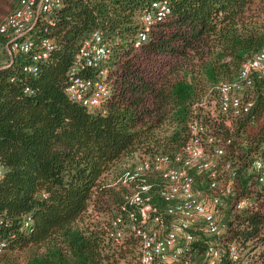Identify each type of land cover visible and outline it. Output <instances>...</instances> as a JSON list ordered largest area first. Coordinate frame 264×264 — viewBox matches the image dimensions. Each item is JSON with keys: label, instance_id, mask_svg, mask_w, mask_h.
Instances as JSON below:
<instances>
[{"label": "trees", "instance_id": "1", "mask_svg": "<svg viewBox=\"0 0 264 264\" xmlns=\"http://www.w3.org/2000/svg\"><path fill=\"white\" fill-rule=\"evenodd\" d=\"M159 1L168 3L169 13L135 47L142 13ZM18 3L0 0V24ZM263 17L264 0H69L51 23H36L29 53L4 66V50L0 264H102L113 257L102 226L84 221L90 206L95 214L112 215L121 204L124 192L106 187V177L123 158L181 150L190 137L193 105L264 51ZM94 31L103 33L111 49L110 91L99 109L88 111L64 89L76 52ZM44 38L53 40V49L32 75L24 68ZM6 43L0 35V47ZM77 75L95 76L89 69ZM255 91L251 114L235 122L247 150L237 149L241 153L232 158L244 168L264 140V82ZM247 183L236 185L237 194L257 207L233 215L227 241L252 242L247 248L253 249L264 247V198ZM26 218L30 223L24 228ZM204 243L202 237L195 243L199 253ZM12 253L25 257L17 261ZM247 264H264V251Z\"/></svg>", "mask_w": 264, "mask_h": 264}, {"label": "built area", "instance_id": "2", "mask_svg": "<svg viewBox=\"0 0 264 264\" xmlns=\"http://www.w3.org/2000/svg\"><path fill=\"white\" fill-rule=\"evenodd\" d=\"M68 1L19 0L17 8L0 24V35L7 39L4 50L8 58L4 66L16 55L29 53L34 46L30 33L36 23L41 20L51 23ZM168 7L166 1L154 2L142 13L135 47L146 41L154 24L169 13ZM53 45L52 39H42L39 50L31 54L32 64L24 71L36 75L37 64L47 59ZM110 58L111 49L103 33L92 32L75 54L65 96L88 111L99 109L109 96ZM88 69L94 72L93 78L77 75L78 71ZM262 82L264 51L242 62L233 80L219 82L210 90L219 116L218 125L223 130H209L201 117L193 114L188 123L190 137L179 152L141 156L133 167L106 185L123 189L124 194L121 204L102 223L104 245L113 253L102 264H223L225 261L240 264L264 251V247L248 249L252 242L243 246L237 241H227L233 215L257 207L253 199L238 196L236 185L247 180L249 189L255 185L258 187L255 191L264 198V140L259 142L255 154L247 156L245 168L242 161L228 156L235 148L230 121L235 125L236 120L251 114L256 100L255 86ZM194 174L207 180V192L203 196L195 190ZM2 177L0 165V182ZM155 195L158 201L154 200ZM227 207L232 217L227 215L226 220H220ZM91 211L90 206L88 212ZM23 223L24 228L28 227L30 219ZM196 232L213 238L205 241L200 253L195 245Z\"/></svg>", "mask_w": 264, "mask_h": 264}, {"label": "rangeland", "instance_id": "3", "mask_svg": "<svg viewBox=\"0 0 264 264\" xmlns=\"http://www.w3.org/2000/svg\"><path fill=\"white\" fill-rule=\"evenodd\" d=\"M264 19V17H263ZM4 49L2 47H0V64H2V60H3V54ZM205 96V95H204ZM203 96V97H204ZM214 104V98H213V94L212 92H207L206 96L204 97V99H202L201 102L196 103L195 105H193V114L196 115L197 117H201L202 121L206 123V125L208 126L209 130L211 131H216V130H223L222 127H220L218 125V121H219V116L215 110V107L213 106ZM227 123V122H225ZM224 123V125H225ZM232 122L230 121V128L229 130L231 131V136L234 138V141L237 145H235L236 148H234L233 150L229 151L230 155L229 158H232L233 156H235V153L237 151V153H241V151L239 150H247V145L245 144V133H242V131H240V127H236L234 124H231ZM254 130H250V133H252ZM246 145V146H245ZM240 148V149H239ZM239 149V150H237ZM234 153V154H233ZM142 155L140 154H135L132 157H126L123 158L121 163L119 165H117L118 167L115 170H112V175H108L106 177L107 180H105V183H111L113 182L114 178H116L115 176L118 175L120 172H118V170L122 171L123 169L130 168L133 167V165L135 163L138 162V160H140ZM239 165V164H238ZM126 168V169H127ZM247 173H245L246 175ZM194 180H195V190L201 194V196H203V194H205L207 192V180L203 175H199V174H194ZM119 191H122V193L124 192L122 189H120ZM203 193V194H202ZM232 201H228V204H231ZM231 209V208H230ZM229 208L227 207L225 212H223L221 214V216L219 217L220 220H226L227 219V215L230 217H232V215L230 216L229 214ZM98 214H95L93 211L91 212H87V214L84 217V221L87 223H92V224H100L102 226V223H104L105 221V216H99L97 217ZM196 237L197 239H200V237H202V239L206 240H212L213 238L208 236L206 237V235H204L201 232H196ZM260 247V246H259ZM1 254V253H0ZM12 258H14L17 261H21L24 259L25 257V253H12L9 254ZM240 264H247V260L242 261Z\"/></svg>", "mask_w": 264, "mask_h": 264}]
</instances>
